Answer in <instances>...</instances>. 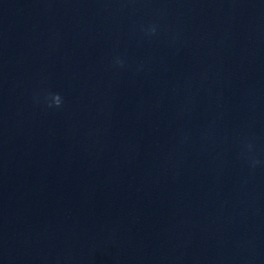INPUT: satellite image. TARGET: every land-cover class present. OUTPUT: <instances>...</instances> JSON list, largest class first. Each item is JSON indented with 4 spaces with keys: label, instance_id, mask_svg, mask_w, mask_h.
Returning a JSON list of instances; mask_svg holds the SVG:
<instances>
[{
    "label": "clouds",
    "instance_id": "clouds-1",
    "mask_svg": "<svg viewBox=\"0 0 264 264\" xmlns=\"http://www.w3.org/2000/svg\"><path fill=\"white\" fill-rule=\"evenodd\" d=\"M150 31H151V33L154 34L156 31L155 27L151 28ZM116 62L118 64H121V65L123 63L120 60H117ZM62 103H63L62 97L59 94H53L52 95V103L49 105V107H52L54 105L55 107L59 108V107H61Z\"/></svg>",
    "mask_w": 264,
    "mask_h": 264
}]
</instances>
